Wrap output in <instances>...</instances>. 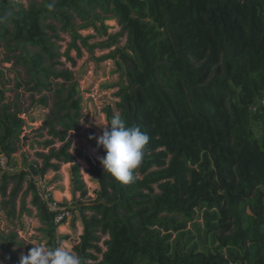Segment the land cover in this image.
Masks as SVG:
<instances>
[{
  "label": "trees",
  "instance_id": "obj_1",
  "mask_svg": "<svg viewBox=\"0 0 264 264\" xmlns=\"http://www.w3.org/2000/svg\"><path fill=\"white\" fill-rule=\"evenodd\" d=\"M48 3H54L52 10ZM8 10L14 15L0 23V38L7 49L21 47L15 64L25 67L33 90L51 86L52 77L74 80L71 70L55 68L61 54L47 32L58 37L55 22L70 33L79 54V41L93 47L79 29L94 25L95 18L107 28L109 18L102 13L128 32L129 50L117 47L105 57L119 56L126 76L119 100L105 113L108 122L121 114L150 139L132 183L121 184L100 162L88 161L101 189L89 204L79 201L83 233L71 252L85 264H264V102L253 107L264 93V0H31L27 6L0 0V15ZM77 18L87 22L77 27ZM65 83L57 85L54 109L43 125L53 138L46 146L62 144L43 156L41 172L72 163L74 189L84 196L81 166L68 139L80 130L82 102L77 83L68 89ZM5 100L0 90V154L9 157L27 122ZM27 175L2 171L0 209L12 220L30 213L25 198L32 191L47 247L60 245L69 236L58 234L52 212ZM201 210L208 231H231L214 236L219 245L202 251L181 240L187 221ZM173 232L179 236L174 240ZM101 235L108 236L105 250ZM33 247L27 243L26 254ZM0 251L7 253L0 262L19 264L10 246L1 245Z\"/></svg>",
  "mask_w": 264,
  "mask_h": 264
},
{
  "label": "rangeland",
  "instance_id": "obj_2",
  "mask_svg": "<svg viewBox=\"0 0 264 264\" xmlns=\"http://www.w3.org/2000/svg\"><path fill=\"white\" fill-rule=\"evenodd\" d=\"M14 1L27 6L31 0ZM102 16L109 18L105 20L107 28H104L101 21L95 18L92 20L94 25L79 29L78 33L87 36L89 45L93 46L92 49L86 48L79 41L82 48L81 54L71 45L73 38L70 33L62 29L61 23H54L57 26L58 37L54 36L53 31H47L56 50L61 54L60 58L54 61L55 68L71 70L74 73V80L65 83L61 78L54 79L52 77L51 86L45 89L33 90V83H27L30 77L26 74L25 67L15 64L16 56L22 54L21 47L14 50L7 49V42L0 38V90L5 93V103L11 104L12 109L21 110L27 124L35 126L28 129L26 125L27 131L22 134L21 140L16 141V151L11 156L6 157L4 154H0L2 167L0 177L3 170L10 173L25 170L28 172V180H32L43 202L46 199L42 195L43 187L52 192L56 198L54 199L60 202V211L67 210L70 213V217L60 227H56L58 234L69 236L66 240H62L60 246L70 251H73L74 245L78 243L79 237L83 233V211L79 206V201L89 204L91 200L98 197V192L101 189L99 179L90 172L88 161L100 162L99 157L105 155L103 148L97 145L96 139L102 135V126L108 124L105 109L109 104L114 105L119 100L116 94L119 88L126 84L125 65L122 63L121 66L118 63L122 62L121 58L119 56L116 59L105 57L117 47L129 50L127 48L128 32L123 31L117 18L104 13ZM50 21L53 22V20ZM86 22L79 18L75 20L77 27L83 26ZM113 40L116 41L115 44H112ZM10 44L11 42H9ZM13 46L16 47L17 44H13ZM28 49L32 51L36 48L29 45ZM66 53L74 59L75 63L68 59ZM75 82L81 97L82 117L80 130L71 131L68 139L71 143L70 152L81 166L82 178L87 189L84 196L80 191L74 189L72 163H62L58 171L50 168L44 174L41 172L44 166L43 156L49 154L51 147L58 149L62 144L56 140L55 144L47 147L46 142L53 138L49 135L48 129L43 127L50 112L54 109L57 85L65 83V87L68 89ZM66 94L67 90L62 93V96ZM263 102L264 93L257 97L253 107L255 108ZM255 130H259V125H255ZM51 162L56 161L52 160ZM26 187L27 182L24 184L23 191ZM32 197L33 192L31 191L25 198V206L30 213H24L18 219L12 220L7 215V210L0 209V246H10L18 257L22 253L26 255L27 243L47 247L48 238L46 232L42 230L45 227L40 221L36 208L31 205ZM4 199L0 193V207ZM20 203L21 197H18L19 208ZM86 212L90 214V211L86 210ZM229 220L231 219H227V221ZM181 232H184L181 240L183 244H186V247L196 246L201 251L219 245V241H214V236L219 235L220 232L226 235L231 233L228 230L208 231L202 210L198 212L193 221H187L186 228ZM12 233H17L18 237L11 239L10 234ZM177 235V232H173L172 240L178 238ZM107 239V235H101L99 244L103 250L106 249L105 241ZM227 249L228 247L225 248L226 252ZM0 256H7V253L0 251ZM99 257L101 259L102 256L99 254ZM2 264L6 263L2 262Z\"/></svg>",
  "mask_w": 264,
  "mask_h": 264
},
{
  "label": "clouds",
  "instance_id": "obj_3",
  "mask_svg": "<svg viewBox=\"0 0 264 264\" xmlns=\"http://www.w3.org/2000/svg\"><path fill=\"white\" fill-rule=\"evenodd\" d=\"M54 6V3L47 4L49 10ZM13 15L11 10L6 11L0 15V23ZM102 127V135L96 139L97 145L105 151V155L99 157L104 172L121 184L132 183L135 179L134 170L144 158L149 136L139 127L129 126L121 114L114 115L108 124ZM19 264H85V262L82 257L63 246L45 247L38 244L26 255L21 254Z\"/></svg>",
  "mask_w": 264,
  "mask_h": 264
},
{
  "label": "built area",
  "instance_id": "obj_4",
  "mask_svg": "<svg viewBox=\"0 0 264 264\" xmlns=\"http://www.w3.org/2000/svg\"><path fill=\"white\" fill-rule=\"evenodd\" d=\"M42 195L45 196L46 199L44 201L47 203V206L52 212L53 217H54V225L56 227H60L64 223V221L70 217V213L67 210L60 211V202L55 200L56 198L53 196L52 192L47 191L43 187ZM55 198V199H54Z\"/></svg>",
  "mask_w": 264,
  "mask_h": 264
},
{
  "label": "water",
  "instance_id": "obj_5",
  "mask_svg": "<svg viewBox=\"0 0 264 264\" xmlns=\"http://www.w3.org/2000/svg\"><path fill=\"white\" fill-rule=\"evenodd\" d=\"M32 127H35L34 125L27 124V128L30 129Z\"/></svg>",
  "mask_w": 264,
  "mask_h": 264
}]
</instances>
